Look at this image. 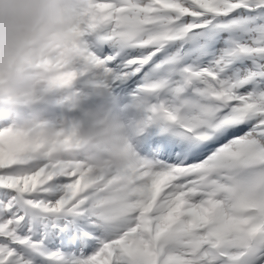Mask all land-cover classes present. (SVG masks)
<instances>
[{
    "label": "snow or ice",
    "instance_id": "snow-or-ice-1",
    "mask_svg": "<svg viewBox=\"0 0 264 264\" xmlns=\"http://www.w3.org/2000/svg\"><path fill=\"white\" fill-rule=\"evenodd\" d=\"M64 11L40 99L0 87V264H264V0Z\"/></svg>",
    "mask_w": 264,
    "mask_h": 264
},
{
    "label": "clouds",
    "instance_id": "clouds-1",
    "mask_svg": "<svg viewBox=\"0 0 264 264\" xmlns=\"http://www.w3.org/2000/svg\"><path fill=\"white\" fill-rule=\"evenodd\" d=\"M70 0H0V77L20 83L24 75L42 79L48 73L37 67L42 57L53 50V41L45 28L58 9ZM31 60L25 73L16 71L18 66Z\"/></svg>",
    "mask_w": 264,
    "mask_h": 264
},
{
    "label": "rangeland",
    "instance_id": "rangeland-1",
    "mask_svg": "<svg viewBox=\"0 0 264 264\" xmlns=\"http://www.w3.org/2000/svg\"><path fill=\"white\" fill-rule=\"evenodd\" d=\"M68 5V3L65 5V6H63V7H61V8H63V12H65L64 10V8H66V6ZM60 8V9H61ZM61 13H62V11H61ZM66 13V12H65ZM55 15V14H54ZM57 15H59V14H57ZM62 19H61V22L63 23V25H65V27H67L68 26V24L70 23V21L68 20V21H66L64 18L65 17H61ZM60 43V42H59ZM60 45H54L53 46V50H52V52L56 49V48H58ZM116 129H117V122L115 121V131H116ZM114 131V132H115ZM49 135V137L51 138V133H49L48 134ZM22 147V146H21Z\"/></svg>",
    "mask_w": 264,
    "mask_h": 264
},
{
    "label": "trees",
    "instance_id": "trees-1",
    "mask_svg": "<svg viewBox=\"0 0 264 264\" xmlns=\"http://www.w3.org/2000/svg\"><path fill=\"white\" fill-rule=\"evenodd\" d=\"M13 140V139H12ZM12 140L10 142H12Z\"/></svg>",
    "mask_w": 264,
    "mask_h": 264
}]
</instances>
